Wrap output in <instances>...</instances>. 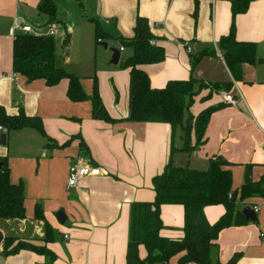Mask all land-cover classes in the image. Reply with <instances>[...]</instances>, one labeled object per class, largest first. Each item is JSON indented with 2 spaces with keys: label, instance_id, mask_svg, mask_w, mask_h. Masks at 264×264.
<instances>
[{
  "label": "crops",
  "instance_id": "1",
  "mask_svg": "<svg viewBox=\"0 0 264 264\" xmlns=\"http://www.w3.org/2000/svg\"><path fill=\"white\" fill-rule=\"evenodd\" d=\"M39 1L0 0V105L11 114L21 106L26 114L39 116L51 139L29 127L8 132L0 129V134H6L5 143H0V158L7 159L11 182H24L21 177L27 181L25 218L3 219L8 224L7 230L0 228L4 237L46 245L53 252L51 264H126L131 205L154 200L152 178L169 159L174 166L204 171L211 157L220 156L231 163L232 189L239 191L246 183L247 169L249 181L260 180L264 174V0H252L245 12L234 17L235 39L252 44L257 61H245L233 69L218 45L220 38L229 33L233 19L228 0H85L89 2L86 6L83 0H54L61 27L56 36L62 40L61 49L55 44L56 65L73 71L68 67L76 44L80 46L79 61L94 49L95 68L99 63L108 64L102 76L97 71V86L105 109L118 119L113 123L94 119L90 100L71 101L67 97V78L48 86L42 79L28 81L13 72L11 31L16 28L14 33H21L17 26L22 23L44 26L45 17L37 10ZM72 3L81 8L75 16L68 9ZM137 15L147 18L151 33L157 37L155 44L165 53L161 62L139 66L149 76L151 87L161 88L171 80L197 79L186 116L223 104L210 115L204 142L189 152L181 150L182 127L173 131L168 123L125 120L129 114V68L121 69L120 58L109 67L111 47L107 42L104 49L93 48L95 25L90 17L114 22L121 37L131 38ZM65 30L70 34L66 46ZM110 39L118 43L112 47L123 48L120 57L124 51L128 52L125 58L132 55L118 38ZM194 56L199 59L191 65ZM80 81L84 92L91 94L93 83ZM215 83L220 93L212 91ZM209 91L212 94L205 97ZM223 93L234 97L237 104L226 102ZM47 143L51 148L45 147ZM172 147L176 149L173 153ZM75 164L97 166L101 174L85 176L77 185L69 186V168ZM36 203L41 204L44 219L59 232L56 240L44 241V220L35 217ZM246 205L257 207V221L223 228L213 262L227 264L236 256L235 264H264V195L239 202L241 210ZM58 211L66 215L64 223L57 220ZM203 211L207 221L214 223L224 206L209 205ZM160 217L162 236L183 237L182 205L162 204ZM2 251L3 241L0 264H50L45 255L33 251L20 250L11 255H3ZM139 252L141 257L145 255L143 245Z\"/></svg>",
  "mask_w": 264,
  "mask_h": 264
},
{
  "label": "trees",
  "instance_id": "2",
  "mask_svg": "<svg viewBox=\"0 0 264 264\" xmlns=\"http://www.w3.org/2000/svg\"><path fill=\"white\" fill-rule=\"evenodd\" d=\"M228 1L231 3L233 19L229 33L220 38L218 45L224 50L227 65L233 69L239 67L242 62L257 60L253 57L252 44L239 42L234 37V17L245 12L252 0ZM37 10L45 17L46 24L60 23L54 0H40ZM90 20L95 25V40L101 43L100 40L107 36L102 33L97 18L90 17ZM115 38L119 39L121 46L132 50V55L120 63L121 68H129V114L125 120L168 123L173 131L179 125L184 130L182 151L189 152L201 145L204 142L203 136L210 115L223 104L209 106L196 116L191 114L186 116L187 108L192 104L195 94L194 84L197 79L190 77L186 80H171L161 88L151 87L149 76L139 66L161 62L165 53L162 46L150 43L157 37L151 33L147 18L136 16L131 38H123L119 34ZM69 40L70 34L65 30L63 44L66 46ZM198 59L199 56L192 57L191 65H195ZM12 69L14 73L24 76L28 81L42 79L48 86L67 78V97L71 101L90 100L91 115L94 119L108 123L118 120L111 117L105 109L96 80L93 81L92 92L88 95L84 92L78 76L56 65L53 35L16 33L12 46ZM224 86L230 88L229 84ZM213 87L219 86L215 83ZM210 94L212 91L205 97ZM0 126L7 132L25 127L33 128L47 140H51L44 130L42 119L37 115L26 114L21 106L17 113L11 114L0 105ZM191 134L195 137L194 145H191ZM68 143L70 140L61 146ZM79 143L85 146L82 140ZM50 144H45V147L51 148ZM175 151L176 149L172 147L171 153ZM0 162V219H24L25 184L23 181L11 182L7 159L0 158ZM230 164L222 157L215 156L209 159L206 170L197 171L174 166L169 159L163 170L152 178L154 200L131 205L126 264H167L168 260L178 253H181L178 261L180 264H221L219 261L213 262L212 258V250L218 248L219 232L223 228L249 222L241 213L239 202L252 196L264 195V174L257 182L249 181L243 184L240 191L232 189V174L228 168ZM166 203L183 206L184 234L181 239H171L160 234L163 227L160 206ZM218 204L224 206V212L214 223H209L204 215V207ZM34 214L37 219L44 220V241L56 240L59 232L44 219L40 203L35 204ZM140 245L145 249L143 257L140 256ZM20 250H29L53 258V252L44 244H36L14 236L4 237L3 255L16 254Z\"/></svg>",
  "mask_w": 264,
  "mask_h": 264
},
{
  "label": "rangeland",
  "instance_id": "3",
  "mask_svg": "<svg viewBox=\"0 0 264 264\" xmlns=\"http://www.w3.org/2000/svg\"><path fill=\"white\" fill-rule=\"evenodd\" d=\"M86 2L87 1L83 0V3L85 4V6H86V4L89 3V2H87V3ZM68 9H71V11L74 12L72 16H75L78 13L77 10H80L81 8H78V6H76V5H74L72 3L71 7L70 8L68 7ZM88 14H90V13H88ZM94 18H97L98 19L100 17L96 16ZM45 25H46V22H45L44 26ZM40 26L43 27V25H40ZM60 28L61 27H58V25H57L56 30L54 32V35H55L54 40H55V44H56V46H57L58 49H61L60 44H61L62 40H60V38L56 36V32L59 31ZM100 42L101 43H97L96 40L94 39L93 40V48H94V45H95V46H97V49H99V50L100 49H104V47L102 45V42H107L108 43V48L109 47H112V46H118V43L117 42H113L112 39H110V38H108V39H102V40H100ZM79 49H80V46L79 45L77 46V44H76V46L74 48V51L73 52H70V56H72V60H71L72 63H71V65L68 68L73 69V71H70V73L71 72L72 73L75 72L74 74L77 75L80 79H84L85 81H89L90 80L91 84L93 83L94 80H96L97 85H98L99 84V81H98L99 78H98L97 71H99L100 76H102V74L104 73V71L106 69L105 67L108 64H106L105 66L104 65L102 66L99 63L97 65V67L95 68V65H96L97 61H96L94 49L92 51H88L87 53H84V54H83V50H82L81 51V54H83V57H82L81 61L77 60L78 55H79L78 54ZM127 54H128L127 51L122 52L120 59L121 60L124 59ZM113 66L114 65L111 62H109V67H113ZM121 69H124V68H121ZM212 91L213 92L214 91H218V88L217 87H213L212 88ZM216 93H220V92L218 91ZM223 94L225 95L227 93H223ZM116 96H117V93H116ZM185 124H188V122H185ZM191 124H192V121H191ZM176 127L180 128L179 125H177ZM180 132L182 133V131H180ZM69 170H70V168H69ZM68 175H69V173H68ZM21 178L24 180L25 183L27 182L25 177H21ZM233 183H234V186H235L236 185L235 180H234ZM243 200H241V201H243ZM7 227H8V224H6L3 219H0V228H2L4 230H7ZM212 251H213L212 252V255H213L212 257L215 260L216 257H217L218 251H217V249H214ZM180 255H181V253H178V254L172 256L168 260L167 264H180L178 262L179 261V258H180ZM47 258H48L49 263L51 264L52 263V258L51 257H47ZM156 264H161V263H156ZM184 264H187V263H184Z\"/></svg>",
  "mask_w": 264,
  "mask_h": 264
},
{
  "label": "built area",
  "instance_id": "4",
  "mask_svg": "<svg viewBox=\"0 0 264 264\" xmlns=\"http://www.w3.org/2000/svg\"><path fill=\"white\" fill-rule=\"evenodd\" d=\"M57 24L55 23H48L43 27L37 26V27H33L30 24H26V23H22L20 25V27L17 26V28H19V30L21 31V33H31V34H45V35H54V32L56 30ZM16 30V28H13L11 31V34H16L14 33V31ZM151 44H155V40H151L150 41ZM120 52L123 50L122 47L119 48ZM223 99L228 102L231 105H236L237 104V100L232 97L230 94H225L223 95ZM1 129V126H0ZM264 152V142H263V150ZM101 174V169L97 166H93L91 164H82V165H71L70 166V170H69V175H68V179H67V184L69 186H75L78 184V181L85 177V176H95V175H99ZM254 209V211L256 212L257 207L253 206L252 207ZM66 237V236H65Z\"/></svg>",
  "mask_w": 264,
  "mask_h": 264
},
{
  "label": "water",
  "instance_id": "5",
  "mask_svg": "<svg viewBox=\"0 0 264 264\" xmlns=\"http://www.w3.org/2000/svg\"><path fill=\"white\" fill-rule=\"evenodd\" d=\"M98 23L100 24L102 33L105 34L107 37L110 38H114L116 37L119 32L115 27L114 22H109L107 23L105 20L98 18L97 19ZM103 47H107V43L106 42H102ZM111 51V58H110V62L112 64H117L120 58V49L116 48V47H111L110 48ZM5 137L6 134L5 133H1L0 134V143L4 144L5 143ZM0 167H1V162H0ZM245 182H249V170L247 169L245 172V178H244ZM241 213L244 215L246 220L249 221H255L257 219V215L256 212L254 211V209L250 206V205H246L242 208ZM56 218L60 223H64L66 220V215L64 214L63 211H58L56 213ZM4 239V235L2 233V231L0 230V243L3 241ZM235 258L231 259L227 264H235Z\"/></svg>",
  "mask_w": 264,
  "mask_h": 264
}]
</instances>
